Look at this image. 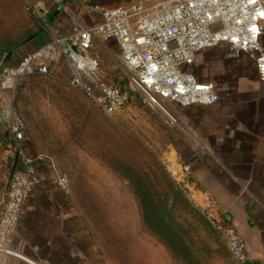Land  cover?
<instances>
[{
    "label": "rangeland",
    "instance_id": "obj_1",
    "mask_svg": "<svg viewBox=\"0 0 264 264\" xmlns=\"http://www.w3.org/2000/svg\"><path fill=\"white\" fill-rule=\"evenodd\" d=\"M31 3L0 0L4 51L40 30ZM100 60L90 84H131L120 60ZM73 75L72 63L59 59L47 75L19 84L15 106L41 154L70 178L73 206L110 264H237L214 223L220 216L181 175L165 116L135 101L106 117L70 85Z\"/></svg>",
    "mask_w": 264,
    "mask_h": 264
},
{
    "label": "crops",
    "instance_id": "obj_2",
    "mask_svg": "<svg viewBox=\"0 0 264 264\" xmlns=\"http://www.w3.org/2000/svg\"><path fill=\"white\" fill-rule=\"evenodd\" d=\"M140 1L33 0L29 15L40 18V30L17 48H0V64L14 66L52 37H67L100 23L102 9ZM32 23L30 20L27 26ZM261 42L264 46V37ZM229 55V46L221 44L199 53L184 66V71L211 83L219 101L212 106L190 108L166 102L172 119L159 109L144 105L129 83L120 79L122 82L114 84L129 92V104L137 101L165 116L173 128L169 132L173 151L182 165L191 166L189 176L195 188L245 240L251 264H264V84L259 82L250 56ZM88 56L98 65L100 59L120 60L133 74L115 39L94 41ZM61 59L72 62L71 56ZM25 146L30 156L41 155L29 130ZM37 168L41 183L25 203L15 239L21 258L11 259L8 264H110L69 193L57 187L48 164L41 163ZM20 169L11 134L0 119V209L10 180Z\"/></svg>",
    "mask_w": 264,
    "mask_h": 264
},
{
    "label": "built area",
    "instance_id": "obj_3",
    "mask_svg": "<svg viewBox=\"0 0 264 264\" xmlns=\"http://www.w3.org/2000/svg\"><path fill=\"white\" fill-rule=\"evenodd\" d=\"M102 21L73 32L52 37L14 66L0 64V119L7 126L21 169L9 182L6 200L0 209V260L8 264L21 258L15 239L24 206L41 183L38 165L47 163L57 187L69 193L70 178L46 155L32 157L25 146L28 126L16 112L19 84L27 76L47 75L49 67L63 56H71L74 75L70 85L83 91L106 117L127 107L129 92L114 83H89L97 79L98 64L88 56L94 41L115 39L121 57L132 70L131 91L141 102L164 112L172 119L166 102L180 108L212 106L219 101L214 86L184 71L199 53L226 44L230 57L250 56L260 83L264 84V0H141L138 3L101 10ZM75 44L86 52L82 57L71 50ZM184 176L191 166L183 165ZM221 241L237 264H251L245 240L230 224L214 222ZM29 262H31L29 260Z\"/></svg>",
    "mask_w": 264,
    "mask_h": 264
},
{
    "label": "water",
    "instance_id": "obj_4",
    "mask_svg": "<svg viewBox=\"0 0 264 264\" xmlns=\"http://www.w3.org/2000/svg\"><path fill=\"white\" fill-rule=\"evenodd\" d=\"M71 50H72L75 54H78V55H80V56H82V57L87 56L86 52H85L84 50H82V49H79L75 44H73V45L71 46ZM120 112H121V111H119L118 113H120ZM181 175L184 176V173H183V171H182V166H181Z\"/></svg>",
    "mask_w": 264,
    "mask_h": 264
},
{
    "label": "trees",
    "instance_id": "obj_5",
    "mask_svg": "<svg viewBox=\"0 0 264 264\" xmlns=\"http://www.w3.org/2000/svg\"><path fill=\"white\" fill-rule=\"evenodd\" d=\"M25 42V41H24ZM23 42V43H24ZM21 45H22V43H21ZM35 75H38V76H45V75H39V74H35ZM35 75H33V76H35ZM28 77H32V76H27L26 78H28ZM26 78H24V79H26ZM23 79V80H24ZM23 80H22V82H23ZM220 219H221V222L224 224V225H230V223H229V221L227 220V217L224 215H220Z\"/></svg>",
    "mask_w": 264,
    "mask_h": 264
}]
</instances>
